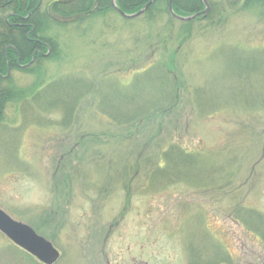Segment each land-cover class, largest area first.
<instances>
[{
    "label": "rangeland",
    "instance_id": "rangeland-1",
    "mask_svg": "<svg viewBox=\"0 0 264 264\" xmlns=\"http://www.w3.org/2000/svg\"><path fill=\"white\" fill-rule=\"evenodd\" d=\"M55 1L18 16L48 17L0 70V209L57 264H264V0L191 21H70ZM170 143L192 157L155 174ZM12 246L0 233V264H35Z\"/></svg>",
    "mask_w": 264,
    "mask_h": 264
},
{
    "label": "trees",
    "instance_id": "trees-1",
    "mask_svg": "<svg viewBox=\"0 0 264 264\" xmlns=\"http://www.w3.org/2000/svg\"><path fill=\"white\" fill-rule=\"evenodd\" d=\"M33 1L34 0H7L6 4L1 7L2 9H0L4 12L10 11L9 13L14 15L11 16L10 18V23L14 21L12 22L14 24L7 23V20L4 18L0 19V70L6 71L9 66L13 68H19L16 63L18 58L20 57L22 58L24 57L23 59L25 61L28 60L31 61V59L33 58V54L37 48V44L36 42L32 41V39L30 40L27 38L26 36L28 33L27 31L31 30L32 27L35 28L36 26V28H38L40 32L42 28L45 27L46 25L44 22L45 19L43 17L44 16L48 17L47 15L43 16L41 11L38 10V12L34 11L32 18H30V21L32 22L31 25L29 24L30 27L29 26L22 27L18 24L21 21L19 17L22 16L27 17L29 13L35 9L36 6L32 5ZM150 1L151 0H117L116 3L117 6L124 13L135 14L140 10H142ZM224 1L227 0H223V2ZM252 1L254 0H241L239 2L238 0H233L234 5L236 3L240 5L243 2L244 6H247ZM169 2L170 0H156V2L147 10L146 14H151L156 9L160 10L159 8L163 6H165L166 10L169 11ZM30 6L31 7L33 6V8L30 11H28V9H30ZM173 8L174 11L181 16H192L194 14L202 12L205 9L201 0H174ZM220 10H221V6L219 7V11ZM52 11L60 14V16L64 15L65 19H69L70 21H72L73 19L76 20V19L84 18V16L87 17L88 15H91L92 12L103 15L111 12H115L112 6V0H57L54 3ZM210 15H212V9L208 16L199 17L198 19H205L208 18ZM25 31L26 33L24 34ZM52 44L55 46V42H52ZM9 45L14 46V49L13 48L7 49ZM37 58H39V56H37ZM1 88H0V106L5 100L3 96L8 93V91H5L4 89L1 90ZM170 146H172L171 151L169 153L163 152L161 157L158 158L159 159L157 163L158 169L154 172L155 174H162L166 172L169 169V164L174 162L171 161L173 159L172 157L169 158L168 156L169 154H175L176 158L182 156L178 158L179 160L192 157L188 155L189 153H187V151H185L181 146L176 145L174 143H170ZM165 165L166 167L164 169ZM241 210L242 209L237 208L238 213H240ZM238 213H236V215ZM249 220H252V218ZM251 230L256 233L254 229L251 228ZM262 236L264 235L262 234ZM262 238L264 239V237ZM14 248L15 247H13V249ZM15 249L17 250L18 253L22 252L18 248ZM24 255L28 256L29 259L32 260L35 264H39L31 256L25 253Z\"/></svg>",
    "mask_w": 264,
    "mask_h": 264
},
{
    "label": "water",
    "instance_id": "water-1",
    "mask_svg": "<svg viewBox=\"0 0 264 264\" xmlns=\"http://www.w3.org/2000/svg\"><path fill=\"white\" fill-rule=\"evenodd\" d=\"M206 9L199 14L191 17L178 16L173 10V0H170L169 10L171 15L182 21H191L200 16H206L210 12V4L207 0H201ZM155 2L152 0L140 12L134 15L124 13L116 5V0H112L114 9L123 17L134 19L144 14L147 9ZM0 232L4 234L15 246L35 258L41 264H56L61 257L60 252L55 248L52 242L40 236L30 226L12 219L7 213L0 209Z\"/></svg>",
    "mask_w": 264,
    "mask_h": 264
}]
</instances>
